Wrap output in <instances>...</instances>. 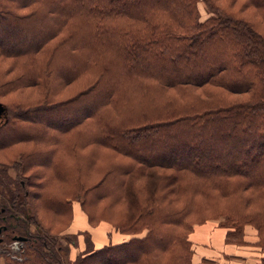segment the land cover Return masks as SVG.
Listing matches in <instances>:
<instances>
[{"label": "trees", "instance_id": "16d2710c", "mask_svg": "<svg viewBox=\"0 0 264 264\" xmlns=\"http://www.w3.org/2000/svg\"><path fill=\"white\" fill-rule=\"evenodd\" d=\"M202 1L212 12L204 20L199 19L198 0H0V25L18 26L34 19L51 27L32 46L9 50L2 45L12 38L0 28V51L26 57L21 82L43 89L52 71L67 82L79 78L86 82L72 99L47 98L46 106L27 109L29 116L38 115L27 123L11 120L1 102L6 119L0 123V147L33 136L53 143L63 139L59 135L83 130L79 125L85 121L94 127L96 142L133 159L122 175L113 178L114 190L106 182L113 175L91 187L100 197L129 193L124 175L140 163L173 170L171 182L182 200L214 191L225 195L232 183L234 190L241 186L264 198V33L248 19L211 0ZM249 1L264 21V0ZM9 2L19 7L34 4V10L29 16L16 15ZM48 52L52 58L44 64ZM32 58L34 62L28 61ZM12 82L13 88L21 86L20 80ZM209 87L247 97L228 101ZM194 88L207 92L195 95ZM88 99L93 101L87 104ZM64 113L72 115L65 118ZM46 114L51 117L46 119ZM31 123L34 135L28 129L19 131ZM205 150L219 153L216 158L222 160L213 158L201 166ZM55 161L51 158L50 163L57 167ZM18 167L0 163V256L32 249L39 261L54 264L57 233L36 218L30 175ZM8 168L14 170L13 177ZM60 196L38 193L43 200L40 209L60 217L69 211L73 217V206ZM27 206L31 215H25ZM189 206L174 208L158 196L150 197L115 225L122 233L144 227V236L109 242L75 264H194L192 241L183 233L189 225ZM16 220L34 223L39 233H22L23 238L16 239L12 234L18 226L9 225ZM12 241L17 247L7 248ZM16 258L17 264L23 262Z\"/></svg>", "mask_w": 264, "mask_h": 264}, {"label": "rangeland", "instance_id": "374dc122", "mask_svg": "<svg viewBox=\"0 0 264 264\" xmlns=\"http://www.w3.org/2000/svg\"><path fill=\"white\" fill-rule=\"evenodd\" d=\"M211 1L228 9L233 15L255 23L264 33V21L249 0ZM8 5L14 14L20 16L28 15V12L34 10V4L19 7L17 2H9ZM197 8L200 20L212 14L209 6L202 0H198ZM44 22L46 21L33 19L26 20L24 23L20 22L18 26L0 25V28L7 30L12 38V42L3 43L2 46L8 50L18 45L32 46L40 36H44L51 30V27ZM62 29L64 30L63 27ZM25 58L5 55L0 51V102L7 105L13 121L18 119L21 124L34 120V117L38 115L32 113L29 116L25 113L27 109H34V106H46L47 102L44 103V101L47 98L54 102L67 101L77 96L85 86L86 82L83 78L67 82L58 72L54 71L49 74L43 89L29 84L25 85L23 81L21 82ZM51 58V52H48L44 56L43 63H49ZM28 61L34 62V58ZM14 80H20L19 85L21 86L13 88L12 81ZM208 89L222 94L228 101H239L247 97L245 93L235 94L220 87H209ZM205 92L207 91L202 88L193 89L195 95L204 96ZM172 94L176 95L174 91ZM92 101L88 99L87 104ZM64 114H66L65 118L72 115V113L69 116L68 113ZM49 117H51L50 114H46L45 118ZM25 125L26 130L18 128L19 131L23 133L28 129L34 135V124ZM82 126L84 131L75 129L74 132L71 130L63 136L59 135L63 139L55 140L58 143L39 142L33 136L0 147V163L18 165L19 169L22 167L25 174L30 175L28 189L34 192L32 203L36 218L53 233H57V239L54 242L56 252L54 264H75L82 255L102 246L105 243L102 230L112 231L108 237L113 236L114 240L120 242L144 236L147 231L144 227L136 229L135 233H122L115 225L121 217H129L135 206L141 205L145 200L154 196H158L163 204L174 208H179L182 204L190 205L189 207L192 208L187 217L188 228H185L183 233L192 241L191 261L194 264L205 260L207 264H264L263 197L252 189H241V186L234 190L232 183L231 189L225 195L214 191L207 197L194 194L192 199L185 197L182 200L175 190V184L171 182L173 170L158 166L148 167L140 163H134L135 167L124 175L129 193H125L124 196L100 197L91 187L105 175H113L106 182L110 181L111 187H114L116 181L114 179L126 171L125 165L133 163V159L96 142L94 140L96 133L92 132L93 126L86 125L85 121L80 123L79 127ZM38 131L41 130L38 129L35 133ZM218 155L220 154L205 150L203 155L205 160L200 165L204 166L206 160L213 158L216 159L215 161L222 160L216 158ZM53 156L58 161H55L58 163L57 167L50 163ZM7 171L12 177L14 176L15 172L12 168H8ZM88 189L92 192L86 193ZM48 192L61 195L63 200L68 201L73 206V217H70L69 211L61 217L49 211L43 212L39 207L43 204V200L37 196L38 193ZM84 201L86 204L82 205L81 202ZM81 205L87 213L82 210ZM28 207L25 209V215L32 214ZM87 216L90 217L91 223H88ZM14 223L13 225L9 222V225L12 227L17 225L21 234L37 235L39 233L34 223L26 224L19 220ZM18 231L12 235L16 239L23 238V234L20 235ZM14 247H17V243L13 241L10 246L7 245L10 249ZM32 251L34 252L31 249L20 254L8 252L7 256H0V264H17L13 260L15 256L19 257V259L16 258L17 261H23L19 264H46L39 261ZM45 251L50 250L45 249Z\"/></svg>", "mask_w": 264, "mask_h": 264}, {"label": "crops", "instance_id": "0c3cea01", "mask_svg": "<svg viewBox=\"0 0 264 264\" xmlns=\"http://www.w3.org/2000/svg\"><path fill=\"white\" fill-rule=\"evenodd\" d=\"M103 231V238H105L104 239V241H105V243L104 244H102V246H104L105 244H107L108 242H111L112 241V243H118V242H120V241H116V240H114V237L113 236H109L108 237V234H111L112 233V231H105V230H102ZM112 238V239H111ZM114 240V241H113ZM102 246H100V247H102ZM100 247H98V248H100Z\"/></svg>", "mask_w": 264, "mask_h": 264}, {"label": "water", "instance_id": "95a60500", "mask_svg": "<svg viewBox=\"0 0 264 264\" xmlns=\"http://www.w3.org/2000/svg\"><path fill=\"white\" fill-rule=\"evenodd\" d=\"M6 119V107L3 103L0 102V123Z\"/></svg>", "mask_w": 264, "mask_h": 264}]
</instances>
